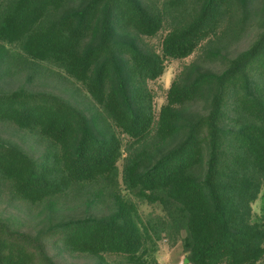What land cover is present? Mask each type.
Segmentation results:
<instances>
[{
	"label": "trees",
	"instance_id": "trees-1",
	"mask_svg": "<svg viewBox=\"0 0 264 264\" xmlns=\"http://www.w3.org/2000/svg\"><path fill=\"white\" fill-rule=\"evenodd\" d=\"M198 52L157 111L150 84ZM4 132L0 198L39 222L0 216V264H156L163 237L187 264H264V0H0Z\"/></svg>",
	"mask_w": 264,
	"mask_h": 264
},
{
	"label": "rangeland",
	"instance_id": "rangeland-1",
	"mask_svg": "<svg viewBox=\"0 0 264 264\" xmlns=\"http://www.w3.org/2000/svg\"><path fill=\"white\" fill-rule=\"evenodd\" d=\"M161 35L158 38H155L153 40H146L145 43L148 46L151 47H158L160 44ZM253 40L247 39L246 41L242 42L236 47L231 48V55L234 56L235 54L244 51ZM201 52H198L196 55L192 56L191 58L184 60V61H172L168 64V68L166 71V74L161 78V80L151 83L150 88L153 89V92L156 96L155 104L156 109L159 111V109L166 103L167 101V91L171 86L172 81L179 75V73L182 71V69L194 63L195 61H200L202 59ZM211 67L212 69L219 70V67H217L215 64ZM26 75L25 76H16L14 80H12L13 84L15 86H21L25 85L26 83ZM57 86V83H53V81H49L44 85V79L39 78L38 80H35L34 83L29 86L33 88L34 90H43V89H53ZM0 135L6 136H12L10 133H1ZM15 140L20 141V138L14 137ZM122 169V166H121ZM0 216H3L4 218L7 217V214L11 217V219L16 222L17 226L22 231L27 232H35L36 225L38 226L39 218L35 215H37V211L31 210V209H25L24 207H21V204L14 203L13 205L9 204V200L7 196L3 195L2 198H0ZM6 206V207H5ZM70 206H75L71 202ZM5 207V208H4ZM9 207V208H7ZM255 212H260L261 210V202L259 201L257 204L254 205ZM8 212V213H7ZM82 211H75L72 214L81 215ZM141 214L144 219H146L149 216L158 217L161 216L159 211L154 210L152 206H143L141 207ZM62 217L66 215H61ZM50 254L52 257L56 259V261L59 264H96V261L93 259H90L88 257L80 256V255H70L66 253L65 251L61 250V248L50 249ZM158 263L156 264H187L186 258L187 255L184 251L183 243L181 240L174 241L173 239H169L166 237H163L162 240L158 242V253L156 254Z\"/></svg>",
	"mask_w": 264,
	"mask_h": 264
}]
</instances>
